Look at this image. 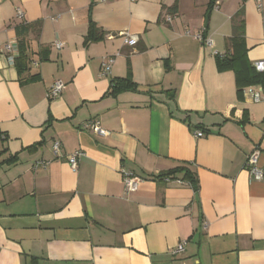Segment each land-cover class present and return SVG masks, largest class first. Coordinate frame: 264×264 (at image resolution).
I'll use <instances>...</instances> for the list:
<instances>
[{"label":"crops","instance_id":"1","mask_svg":"<svg viewBox=\"0 0 264 264\" xmlns=\"http://www.w3.org/2000/svg\"><path fill=\"white\" fill-rule=\"evenodd\" d=\"M210 1L0 0V264H264V92L247 91L263 87L238 92L216 65L240 10L246 57L264 60V0ZM22 21L40 31L19 73L2 48ZM90 22L100 38L85 44ZM126 77L135 90L111 94ZM254 149L261 179L245 167ZM177 167L197 190L161 176ZM121 170L143 179L135 192Z\"/></svg>","mask_w":264,"mask_h":264},{"label":"trees","instance_id":"2","mask_svg":"<svg viewBox=\"0 0 264 264\" xmlns=\"http://www.w3.org/2000/svg\"><path fill=\"white\" fill-rule=\"evenodd\" d=\"M214 6V0L209 3V9ZM241 10L234 16V25L232 35L227 38L228 50L223 55H216V65L219 71L232 70L235 73L236 86L238 92L249 85H260L264 88V71H257L246 57L244 47V21L240 17ZM40 31V22L25 23L22 21L15 27V35L17 40L18 55L14 61V66L19 73L26 71L32 61L31 52L29 50L28 35L34 32L36 35ZM202 37L205 38L204 34ZM100 38V32L90 22L88 31L84 39V43L96 41ZM36 76H31L28 79H35ZM135 90L134 84L129 78L115 79L111 85V94H116L120 91ZM177 174H181V180L187 182L194 190H197V179L194 175L184 167H177L167 171L161 176H166L172 179L179 178ZM160 177V176H157Z\"/></svg>","mask_w":264,"mask_h":264},{"label":"built area","instance_id":"3","mask_svg":"<svg viewBox=\"0 0 264 264\" xmlns=\"http://www.w3.org/2000/svg\"><path fill=\"white\" fill-rule=\"evenodd\" d=\"M101 2H104L106 0H99ZM16 17L22 19L23 18V12L20 10H17L16 12ZM165 20L167 22H169L171 20V15H167L165 17ZM195 37L199 40H204V42L207 45H211V41L209 39H203L201 34H196ZM125 43L127 45L130 46H135L137 44V37L135 35H130V34H126L125 33ZM57 48H61L62 47V43L61 42H56L54 44ZM3 52L8 54V61L10 64H14V61L18 55V48H17V40L16 38H14L11 41H8L4 44L3 48H2ZM113 62L112 57H104L102 59V74L106 75L110 72L111 69V64ZM36 64V63H34ZM254 68L259 71L262 72L264 71V60H258L255 61L253 63ZM62 90V82L59 80H56L52 83V85L49 87L46 96L49 99H53L55 97H57L60 92ZM248 93L250 94L252 100L254 102H258L262 99L261 93L264 92V88L257 90L254 89L253 87H248L247 88ZM86 128H90L93 131H95L98 134H104V129L101 126V122L98 119H93L90 120L86 123ZM204 133L203 131L200 130H196L194 131V136L195 137H200L202 136ZM52 153L55 157H61V148H60V143L59 141H54L52 143ZM82 155V152L80 150H76L70 154H68L66 156V159L70 165V168L72 170H76L77 168V164H78V159L79 157ZM47 163V161L43 160V161H37L36 165H45ZM245 167L246 169L249 171V173L255 178V179H261L262 178V168L260 166H258V150L254 149L250 154H248L246 161H245ZM121 174H122V180L124 183V191L126 194H130L135 192L138 189L139 184L143 181L142 178L134 175L132 172L130 171H126V170H121ZM166 181L170 180L169 177H164ZM184 245H185V241H180L177 243V245L172 249L171 253L172 254H178L181 253L184 250Z\"/></svg>","mask_w":264,"mask_h":264}]
</instances>
